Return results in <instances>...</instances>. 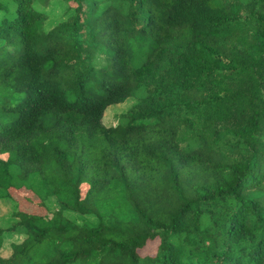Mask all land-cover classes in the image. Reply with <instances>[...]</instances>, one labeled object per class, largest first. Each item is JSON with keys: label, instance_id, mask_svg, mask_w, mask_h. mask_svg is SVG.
Wrapping results in <instances>:
<instances>
[{"label": "trees", "instance_id": "16d2710c", "mask_svg": "<svg viewBox=\"0 0 264 264\" xmlns=\"http://www.w3.org/2000/svg\"><path fill=\"white\" fill-rule=\"evenodd\" d=\"M0 202V264H264V0H0Z\"/></svg>", "mask_w": 264, "mask_h": 264}, {"label": "rangeland", "instance_id": "374dc122", "mask_svg": "<svg viewBox=\"0 0 264 264\" xmlns=\"http://www.w3.org/2000/svg\"><path fill=\"white\" fill-rule=\"evenodd\" d=\"M49 10V20L53 21V22H57L60 17H61V13L62 10L59 6H52L47 8ZM134 104V101L132 100H128L126 101L124 104L121 105H115V106H111L105 113L104 118H103V124L106 127H115L116 125H118L119 122V118L121 115H123L124 113H126L131 106ZM28 194L29 192L27 191H19V192H14V196L19 199L22 203V210L30 212L33 208L36 207V205H38V203H34L37 202L36 198H34L31 202L28 200ZM84 194V191H83ZM30 198V197H29ZM51 210L55 209L54 205L49 206ZM37 208V207H36ZM42 213H44L42 211ZM11 214V204H6L4 202H0V216H4V215H9ZM80 223H84L83 219L80 218L78 220ZM8 243V242H7ZM6 243V244H7ZM157 244V242L155 243H151L148 245V247L144 250L143 254H153L155 253V245ZM11 254V251L7 248V246H5L4 248L0 249V255L3 258L9 257Z\"/></svg>", "mask_w": 264, "mask_h": 264}]
</instances>
